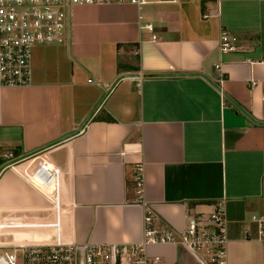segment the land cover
<instances>
[{
	"label": "crops",
	"instance_id": "1",
	"mask_svg": "<svg viewBox=\"0 0 264 264\" xmlns=\"http://www.w3.org/2000/svg\"><path fill=\"white\" fill-rule=\"evenodd\" d=\"M220 27L234 48H217ZM121 73L133 74L76 133L0 170V220L29 224L0 242L51 238L33 226L54 216L41 164L60 172L66 241L136 242L142 203L174 230L219 203L226 264H264V0L72 6L64 41L32 47L29 83L0 87V150L13 158L79 128ZM147 250L157 264H198L181 245Z\"/></svg>",
	"mask_w": 264,
	"mask_h": 264
},
{
	"label": "built area",
	"instance_id": "2",
	"mask_svg": "<svg viewBox=\"0 0 264 264\" xmlns=\"http://www.w3.org/2000/svg\"><path fill=\"white\" fill-rule=\"evenodd\" d=\"M150 1L152 0H0V87L29 83L32 47L35 44L64 41L72 6L111 2L139 6ZM145 26L149 30L152 28L150 23ZM151 38L154 36L151 35ZM216 46L222 51L234 48L225 28H219ZM216 69L220 70V66L216 65ZM87 80L90 81L91 78ZM261 99L264 102V91ZM0 157L3 162L9 160L12 158L11 150L1 149ZM135 165V186L139 199L142 166L139 163ZM33 171L40 176L38 178L43 184L51 187L47 197L54 216L50 221L30 224L51 227L52 236L41 241L0 242V264H157L161 260L160 255L147 250V245L152 243L181 245L198 264H226L227 236L223 210L219 203H215L208 212L187 215L185 225L178 230L156 222L149 206L142 203L144 212L140 240L99 243L66 241L61 236L59 224L58 209L62 211L59 169L56 166L41 167L40 164ZM25 225L29 224L0 220V230Z\"/></svg>",
	"mask_w": 264,
	"mask_h": 264
},
{
	"label": "water",
	"instance_id": "3",
	"mask_svg": "<svg viewBox=\"0 0 264 264\" xmlns=\"http://www.w3.org/2000/svg\"><path fill=\"white\" fill-rule=\"evenodd\" d=\"M198 74H201V75H203L202 73H200V72H197ZM131 74H133V73H121V74H119L118 76H116V78H114V80L111 82V84L108 86V88L106 89V91L104 92V94L101 96V98L98 100V102L96 103V105L94 106V108L90 111V113L85 117V119L82 121V123L80 124V126H79V128H77V129H75V130H73V131H71V132H69V133H67V134H64L63 136H60V137H58V138H55L54 140H51V141H49V142H46L45 144H42L41 146H38V147H36V148H34V149H32V150H29V151H27V152H25V153H23V154H21V155H18V156H15V157H13V158H10L9 160H7V161H5V162H3V163H1L0 164V170L4 167V166H6L7 164H10V163H13V162H16V161H18V160H20V159H22V158H24V157H26V156H28V155H30V154H33V153H35V152H37V151H39V150H42V149H44L45 147H47V146H49V145H51V144H53V143H55V142H57V141H59V140H61V139H63V138H65V137H68V136H70V135H72V134H74V133H76L80 128H82L84 125H85V123L88 121V119L91 117V115L93 114V112L95 111V109L99 106V104L101 103V101L103 100V98L105 97V95L108 93V91L111 89V87L115 84V82L118 80V79H120V78H122V77H124V76H128V75H131ZM204 76V75H203ZM206 77V76H205ZM207 78V77H206ZM208 80H209V78H207ZM212 84H214L217 88H218V86L213 82V81H211V80H209ZM234 104H235V106H237L238 108H240L235 102H234ZM241 109V108H240ZM243 111V110H242ZM245 114H247L245 111H243ZM248 115V114H247ZM249 116V115H248Z\"/></svg>",
	"mask_w": 264,
	"mask_h": 264
}]
</instances>
